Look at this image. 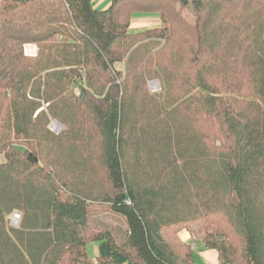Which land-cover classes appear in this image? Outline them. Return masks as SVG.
<instances>
[{"label": "trees", "instance_id": "trees-1", "mask_svg": "<svg viewBox=\"0 0 264 264\" xmlns=\"http://www.w3.org/2000/svg\"><path fill=\"white\" fill-rule=\"evenodd\" d=\"M179 2L0 0V264H264V0Z\"/></svg>", "mask_w": 264, "mask_h": 264}, {"label": "rangeland", "instance_id": "rangeland-1", "mask_svg": "<svg viewBox=\"0 0 264 264\" xmlns=\"http://www.w3.org/2000/svg\"><path fill=\"white\" fill-rule=\"evenodd\" d=\"M172 1L175 5L182 8L179 0H172ZM182 9L184 10L183 12L185 13L187 12V9H184V8ZM135 15H146V14L136 13L134 14V16ZM151 15H154V14H151ZM154 26L155 25L148 23L144 26H139L136 29L134 26H131L130 30L132 31L141 30V29L150 28ZM26 51L29 54H32L36 51V47L34 45H26ZM149 82L150 81L147 82V87H148ZM148 88L151 92L160 91V89L157 91H152L150 87ZM76 90L78 91L79 89L76 88ZM61 129H62V125L60 124V128L58 132H60ZM58 132H55V133H58ZM2 159L3 157L0 155V161H2ZM89 227H90V230L92 231L108 229L114 234V236L116 237L118 241H121L126 231V221L121 215L112 211L111 208L107 204H92L89 207ZM181 230H186L190 232L192 235L191 237H196L197 239L198 238L202 239L203 237L202 230L197 222L180 224L177 226L169 227L166 229V231H164V235L169 239H175L176 237H179V232ZM194 243L196 244V249L194 251L195 262L196 264H202V261H200L201 259L198 256L199 250L202 246V242L200 243V241H194ZM191 248L193 249L194 247L191 246ZM86 252H87V260L91 262L97 261L98 260V243L97 242L88 243L86 245Z\"/></svg>", "mask_w": 264, "mask_h": 264}, {"label": "crops", "instance_id": "crops-1", "mask_svg": "<svg viewBox=\"0 0 264 264\" xmlns=\"http://www.w3.org/2000/svg\"><path fill=\"white\" fill-rule=\"evenodd\" d=\"M110 3V0H93L94 7L97 9H104L106 8ZM154 14V15H151ZM130 28L131 26H134L135 29L139 26H144L148 23H151L155 26L160 25V18L156 13H147L146 15H132L131 21H130ZM136 31V30H134ZM191 233L186 230H181L179 232V237L185 242L191 243V246H193V253L196 249V244L194 241H200L202 240L200 238L191 237ZM198 256L200 257V261H202V264H221L218 259V254L215 250L205 247L204 243L202 242V246L199 250ZM195 261V259H194ZM196 264V262H195Z\"/></svg>", "mask_w": 264, "mask_h": 264}, {"label": "built area", "instance_id": "built-area-1", "mask_svg": "<svg viewBox=\"0 0 264 264\" xmlns=\"http://www.w3.org/2000/svg\"><path fill=\"white\" fill-rule=\"evenodd\" d=\"M148 87H150V89L152 91H157L160 89L159 83L158 81H150L148 83ZM51 130L54 132H58L59 128H60V124L56 121H53V124L51 123L50 126ZM19 221H20V213L18 212H13L11 217H10V225L13 227H18L19 226Z\"/></svg>", "mask_w": 264, "mask_h": 264}, {"label": "water", "instance_id": "water-1", "mask_svg": "<svg viewBox=\"0 0 264 264\" xmlns=\"http://www.w3.org/2000/svg\"><path fill=\"white\" fill-rule=\"evenodd\" d=\"M81 96H83V92L81 93Z\"/></svg>", "mask_w": 264, "mask_h": 264}]
</instances>
